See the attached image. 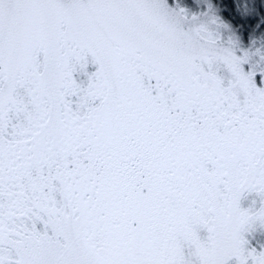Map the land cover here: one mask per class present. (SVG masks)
<instances>
[{
    "label": "snow or ice",
    "instance_id": "obj_1",
    "mask_svg": "<svg viewBox=\"0 0 264 264\" xmlns=\"http://www.w3.org/2000/svg\"><path fill=\"white\" fill-rule=\"evenodd\" d=\"M0 264H264V0H0Z\"/></svg>",
    "mask_w": 264,
    "mask_h": 264
}]
</instances>
